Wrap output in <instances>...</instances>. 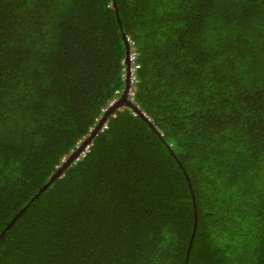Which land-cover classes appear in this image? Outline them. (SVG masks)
Returning a JSON list of instances; mask_svg holds the SVG:
<instances>
[{
    "label": "trees",
    "instance_id": "16d2710c",
    "mask_svg": "<svg viewBox=\"0 0 264 264\" xmlns=\"http://www.w3.org/2000/svg\"><path fill=\"white\" fill-rule=\"evenodd\" d=\"M0 264H264V0H0Z\"/></svg>",
    "mask_w": 264,
    "mask_h": 264
},
{
    "label": "water",
    "instance_id": "95a60500",
    "mask_svg": "<svg viewBox=\"0 0 264 264\" xmlns=\"http://www.w3.org/2000/svg\"><path fill=\"white\" fill-rule=\"evenodd\" d=\"M125 39L127 41V74H126V81H127V85H126V89L124 90V93L122 95V97L114 104L112 105L107 112H105V114L103 115V117L99 120V122L97 123V125L95 126V128L93 129L91 135L83 141V143L81 144V146H79L75 151H73V153L64 161L63 165L59 168V170L53 174V176L51 177L50 181L48 183H46L39 191V193H41L42 191H44L49 185H51L52 181L59 175H61L62 171L64 168H66L72 161H74L75 159H77V157L79 156V153L82 151V149L84 148V146H86L87 144H89L92 140V138L94 137V135L101 129L103 123L106 121L108 115L114 110V108H116L119 104H122L123 102H127L129 105H131L134 110L138 111L147 121H150V118L145 115V113L141 112L138 108V106H136L133 101H131L128 98V93H129V89L131 87V83H130V73H131V62H130V46H129V38L127 36H125ZM151 123V122H150ZM39 193L37 195H39ZM25 209V208H24ZM24 209H22L20 211L23 212ZM20 213L11 221L10 225L16 220V218L20 215Z\"/></svg>",
    "mask_w": 264,
    "mask_h": 264
},
{
    "label": "clouds",
    "instance_id": "9594fccd",
    "mask_svg": "<svg viewBox=\"0 0 264 264\" xmlns=\"http://www.w3.org/2000/svg\"><path fill=\"white\" fill-rule=\"evenodd\" d=\"M130 56H131V53H130ZM130 62H131V61H130ZM130 83H131V82H130ZM129 91H130V90H129ZM123 93H124V92H123ZM128 94H129V93H128ZM122 95H123V94H122ZM121 97H122V96H121ZM121 97H120V98H121ZM120 98L116 99V101H115L114 103H112L111 106L114 105V104H115ZM129 99H130L131 101H133L131 98H129ZM111 106H110V107H111ZM110 107H109V108H110ZM109 108L105 109V112H107ZM105 112H104V114H105ZM102 117H103V116H102ZM102 117H101V118H102ZM101 118H100V119H101ZM100 119H99V120H100ZM105 123H106V122L103 123V125H102V127H101L100 130H102V129H104V128L106 127V126H105ZM96 125H97V124H96ZM96 125H95V126H96ZM94 128H95V127H93V128L91 129V131H93ZM89 136H90V135H89ZM89 136H88V137H89ZM88 137H86L85 139H83V140L80 142V144L78 145V147L81 146V144L83 143V141L86 140ZM90 144H91V142H90L89 144H87L86 146H84V148H83L82 151L79 153V156H78L77 158H79L82 154H85V151L89 148ZM78 147H77V148H78ZM77 148H76V149H77ZM76 149H75V150H76ZM75 150H73V151H75ZM73 151H72V153H73ZM72 153H71V154H72ZM71 154H70V155H71ZM70 155H69V156H70ZM69 156H68V157H69ZM68 157H67V158H68ZM67 158H66V159H67ZM66 159H65V160H66ZM65 160H64V161H65Z\"/></svg>",
    "mask_w": 264,
    "mask_h": 264
},
{
    "label": "built area",
    "instance_id": "2783aa9c",
    "mask_svg": "<svg viewBox=\"0 0 264 264\" xmlns=\"http://www.w3.org/2000/svg\"><path fill=\"white\" fill-rule=\"evenodd\" d=\"M130 61H131V73H130V82H132V81H134V79H135V76H134V69L137 67V64H135V61H134V54H131V56H130ZM130 91H129V94H132V85H131V87H130V89H129ZM118 93H120V91H117ZM116 101V99H114L112 102H111V104L112 103H114ZM106 126V125H105Z\"/></svg>",
    "mask_w": 264,
    "mask_h": 264
}]
</instances>
